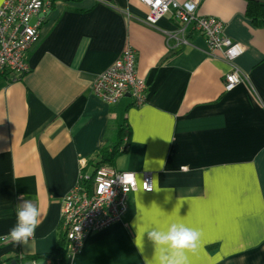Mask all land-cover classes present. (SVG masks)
I'll return each instance as SVG.
<instances>
[{
  "label": "crops",
  "instance_id": "0c3cea01",
  "mask_svg": "<svg viewBox=\"0 0 264 264\" xmlns=\"http://www.w3.org/2000/svg\"><path fill=\"white\" fill-rule=\"evenodd\" d=\"M52 2L29 72L0 76V264H58L48 255L64 237L62 201L122 125L130 144L114 167L139 183L151 174L154 190L131 194L123 220L65 264H159L145 232L177 221L201 232L188 264H264V18L248 15V0L202 2L198 14L242 47L231 65L170 16L145 24L136 0ZM127 45L147 103L109 106L92 86ZM233 67L243 82L226 91ZM23 200L41 213L35 237L4 243Z\"/></svg>",
  "mask_w": 264,
  "mask_h": 264
},
{
  "label": "built area",
  "instance_id": "2783aa9c",
  "mask_svg": "<svg viewBox=\"0 0 264 264\" xmlns=\"http://www.w3.org/2000/svg\"><path fill=\"white\" fill-rule=\"evenodd\" d=\"M136 1L148 7L144 23L151 27L170 16L181 25L183 35L185 29L191 27L205 38L211 53L220 52L231 65L243 52L239 44L225 35L221 20L198 14L204 0ZM52 5V0L5 1L0 8V76L9 73L19 79L29 72L27 53L39 41ZM242 82V73L233 67L225 77V89L232 91ZM92 92L109 106L118 105L127 95L133 99L135 107L147 103V83L138 75L137 54L131 45H127L120 59L97 78ZM129 176L131 180L127 179ZM140 189L153 192L151 174H144L141 183L134 173L111 167H102L91 176L82 174L62 201L61 224L68 259L80 253L90 233L120 223L127 212L129 196ZM34 237L35 234L29 240ZM2 242L11 240L2 238Z\"/></svg>",
  "mask_w": 264,
  "mask_h": 264
},
{
  "label": "clouds",
  "instance_id": "9594fccd",
  "mask_svg": "<svg viewBox=\"0 0 264 264\" xmlns=\"http://www.w3.org/2000/svg\"><path fill=\"white\" fill-rule=\"evenodd\" d=\"M40 215L39 208L31 200H23L16 213V224L3 239L27 244L41 222ZM145 233L159 251V264H188V254L197 252L202 243L201 232L181 221L172 222L163 229L152 227Z\"/></svg>",
  "mask_w": 264,
  "mask_h": 264
},
{
  "label": "trees",
  "instance_id": "16d2710c",
  "mask_svg": "<svg viewBox=\"0 0 264 264\" xmlns=\"http://www.w3.org/2000/svg\"><path fill=\"white\" fill-rule=\"evenodd\" d=\"M248 1V15H250L254 21H257L258 18H264V2L257 0ZM130 135L131 130L129 126L122 125L117 128L116 135L114 134V141H108L107 145L98 152L96 162L93 165V173L102 167L115 168V162L118 157L124 155L128 151ZM48 258H51L56 263L58 262V264L67 263L68 257L63 236L61 237L56 250L51 255H48Z\"/></svg>",
  "mask_w": 264,
  "mask_h": 264
}]
</instances>
